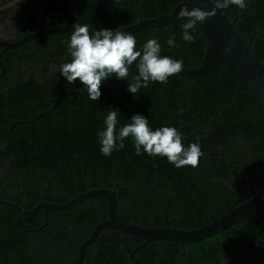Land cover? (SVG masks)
Here are the masks:
<instances>
[{"label":"trees","instance_id":"16d2710c","mask_svg":"<svg viewBox=\"0 0 264 264\" xmlns=\"http://www.w3.org/2000/svg\"><path fill=\"white\" fill-rule=\"evenodd\" d=\"M180 0H0V39L73 23L89 31L116 29L140 18L170 12ZM245 41L264 63V0H246L240 9H224ZM187 18L132 34L140 47L153 36L162 55L202 63L206 40L196 25L193 42L180 33ZM71 32L33 37L2 54L0 77V199L32 209L41 202H66L99 187L114 189L120 217L144 226L194 229L252 197L255 172L264 161V110L222 64L198 76H169L142 83L135 94L119 96L101 88V96L68 95L51 112L61 90L83 89L67 82L59 65L70 60ZM175 36L176 46L165 41ZM3 46L0 45V51ZM135 62L129 76L135 73ZM2 66L0 65V73ZM127 82L115 76L101 83ZM121 100V101H120ZM111 109L117 127L139 112L150 125H174L182 143H199L196 167H175L166 157L136 154L133 141L103 155L97 132ZM183 109V111H180ZM263 218L253 214L204 240L186 243L151 240L133 255L134 264H264ZM108 217L103 196L88 197L66 209L26 214L0 203V264H69L95 226ZM144 238L105 226L87 245L80 264H132L131 253Z\"/></svg>","mask_w":264,"mask_h":264},{"label":"water","instance_id":"95a60500","mask_svg":"<svg viewBox=\"0 0 264 264\" xmlns=\"http://www.w3.org/2000/svg\"><path fill=\"white\" fill-rule=\"evenodd\" d=\"M182 7H198L208 10L211 14L207 18L198 22L197 26L200 29L203 37L206 40V51L203 61L200 65L189 67L182 66V69L173 75L183 76H198L210 71L216 64L220 63L230 71L237 82V92L244 89L253 98L259 108L264 110V63L258 57L251 47V44L241 36L235 26V22L229 17V14L224 9H214L211 0H180L178 4L168 13L152 18H140L137 22L124 27H118L129 32H136L144 28L156 27L159 25L168 24L179 19L177 15ZM75 23L70 19L68 23L54 27H46L42 30L31 31L26 35L16 38L0 39V45L3 49L0 51V65L2 72L0 77L6 72L2 62V54L10 48L22 45L27 40L33 37H42L48 34L71 32ZM226 49H229L226 51ZM131 81L122 84L101 83V88L112 90L119 96L120 92L128 89V84ZM84 89H68L61 90L55 98L53 105L34 116L32 119L40 117L44 114L51 113L58 105L59 101L68 95H86ZM121 101V100H120ZM255 172L257 179V189L255 194L245 202L235 206L217 218H214L209 223L194 229H185L169 226H144L135 222L123 219L119 216L117 210V195L114 189L105 187L93 188L78 194L71 200L61 203L56 202H41L32 209H26L19 204L0 199V203H4L17 208L19 211L26 214H33L40 208L44 209L45 223H47V213L49 210L66 209L78 202L93 196H103L107 200L108 217L99 222L91 234L82 241L78 249V257L69 264H80L84 258L87 245L91 243L105 226L117 228L123 232L133 234L144 238V241L137 245L131 253V262L135 251L151 240H176L185 248L186 243L204 240L212 235L229 229L231 225L241 221L243 218L250 215H257L263 218L261 209L264 207V161L260 168L249 164Z\"/></svg>","mask_w":264,"mask_h":264},{"label":"clouds","instance_id":"9594fccd","mask_svg":"<svg viewBox=\"0 0 264 264\" xmlns=\"http://www.w3.org/2000/svg\"><path fill=\"white\" fill-rule=\"evenodd\" d=\"M214 9H225L235 5L246 7V0H211ZM211 13L198 7H182L177 13L187 17L181 25V37L185 42H193L192 31L198 22L204 21ZM165 43L176 46L175 36L170 35ZM71 59L59 65V72L69 83L78 78L90 100L101 96V82L115 76L117 79L131 81L128 91L135 94L141 84L149 81L166 82L171 74L182 69L183 59L162 55V46L155 36L137 46L136 37L120 28L101 27L89 31L88 24L75 23L67 41ZM229 49H226L228 51ZM135 62V73L129 76V69ZM183 111V109H180ZM103 127L97 137L100 152L109 156L113 150L124 147L125 138L133 141L137 155L145 152L151 156L166 157L175 167L191 165L196 167L202 155L197 142L182 143L183 135L174 125L164 124L159 127L150 125L146 115L135 113L130 122L119 127L117 111L110 108L103 118Z\"/></svg>","mask_w":264,"mask_h":264},{"label":"flooded vegetation","instance_id":"af4514ba","mask_svg":"<svg viewBox=\"0 0 264 264\" xmlns=\"http://www.w3.org/2000/svg\"><path fill=\"white\" fill-rule=\"evenodd\" d=\"M0 25H1V24H0ZM6 36H7V35H6ZM6 36H5L4 38H7V39L10 38V36H9V37H6Z\"/></svg>","mask_w":264,"mask_h":264}]
</instances>
